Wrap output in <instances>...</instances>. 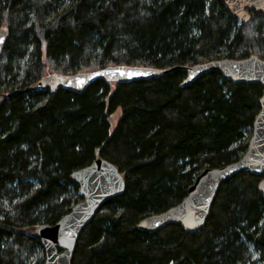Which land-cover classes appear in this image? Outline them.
Listing matches in <instances>:
<instances>
[{
    "label": "trees",
    "instance_id": "1",
    "mask_svg": "<svg viewBox=\"0 0 264 264\" xmlns=\"http://www.w3.org/2000/svg\"><path fill=\"white\" fill-rule=\"evenodd\" d=\"M0 28V264L44 263L34 232L82 200L70 177L96 152L124 190L80 233L71 264H264V174L222 183L196 232L137 228L180 203L203 169L245 153L262 86L218 72L182 82L210 60H264V14L239 22L220 0H0ZM110 66L167 72L80 93L36 86Z\"/></svg>",
    "mask_w": 264,
    "mask_h": 264
},
{
    "label": "water",
    "instance_id": "2",
    "mask_svg": "<svg viewBox=\"0 0 264 264\" xmlns=\"http://www.w3.org/2000/svg\"><path fill=\"white\" fill-rule=\"evenodd\" d=\"M239 22H246L251 13L264 14V0H220ZM7 30L0 28V55L7 39ZM182 86L193 83L199 76L220 73L234 83L259 84L263 88L260 110L254 117L245 153L235 162L203 169L187 189L186 197L177 205L158 214L143 218L137 225L140 231L155 233L171 223L179 224L186 232H196L204 223L218 187L241 172L264 174V60L250 56L241 60L217 59L188 67ZM152 67L110 66L92 72L71 75L47 74L36 84L43 91L65 89L75 93L84 91L96 81L128 83L148 81L166 73ZM82 200L53 226H39L34 235L41 241L43 264H71L77 238L94 215L109 200L124 190L122 175L109 162L99 158L71 174ZM264 197V178L259 184Z\"/></svg>",
    "mask_w": 264,
    "mask_h": 264
},
{
    "label": "rangeland",
    "instance_id": "3",
    "mask_svg": "<svg viewBox=\"0 0 264 264\" xmlns=\"http://www.w3.org/2000/svg\"><path fill=\"white\" fill-rule=\"evenodd\" d=\"M119 116H120L119 110L115 111L113 114L110 115L109 122H110L111 129L115 126ZM111 129H110V131H111Z\"/></svg>",
    "mask_w": 264,
    "mask_h": 264
}]
</instances>
